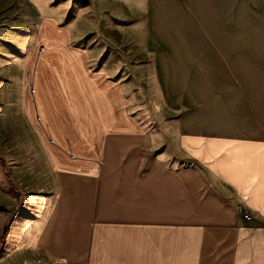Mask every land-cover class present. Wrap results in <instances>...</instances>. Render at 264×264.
Here are the masks:
<instances>
[{
    "label": "crops",
    "instance_id": "0c3cea01",
    "mask_svg": "<svg viewBox=\"0 0 264 264\" xmlns=\"http://www.w3.org/2000/svg\"><path fill=\"white\" fill-rule=\"evenodd\" d=\"M29 16L0 18V41L32 45L0 78L31 83L24 108L54 176L53 198L36 197L17 241L34 263L264 264V0H178L163 101L178 111L179 166L143 150L153 132L129 119L107 70L89 69L93 50L71 44L53 15Z\"/></svg>",
    "mask_w": 264,
    "mask_h": 264
},
{
    "label": "rangeland",
    "instance_id": "374dc122",
    "mask_svg": "<svg viewBox=\"0 0 264 264\" xmlns=\"http://www.w3.org/2000/svg\"><path fill=\"white\" fill-rule=\"evenodd\" d=\"M46 13L68 30L71 44L93 50L89 69L107 70V81L122 90L125 99L121 97V106L126 100L129 119L135 118V125L141 129L148 126L153 132V139L143 150L164 157L170 166H179L174 132L178 111L163 101L168 72L163 68V53L165 48L176 47L178 0H0V18L4 20L27 22L30 14ZM28 26L33 27L32 34L27 32L25 36L34 38L36 19ZM164 32L169 33L170 43ZM5 38L0 42H5L7 55L5 60L0 58V69L17 72L23 68L32 45L23 40L14 45V40ZM146 46L155 51V61ZM8 52L17 61L7 60ZM113 57L114 62L108 65L107 60ZM170 71L176 78V69ZM31 87L23 77L15 83L0 78V264H35L32 245L17 241L27 234L26 224L34 217L36 197L48 194L53 198L56 190L47 154L24 108V92H30ZM113 102L120 105V101ZM165 102L168 104V97ZM170 103L176 106V96L171 95ZM133 113L135 116H130Z\"/></svg>",
    "mask_w": 264,
    "mask_h": 264
},
{
    "label": "built area",
    "instance_id": "2783aa9c",
    "mask_svg": "<svg viewBox=\"0 0 264 264\" xmlns=\"http://www.w3.org/2000/svg\"><path fill=\"white\" fill-rule=\"evenodd\" d=\"M237 212L242 216L243 219L248 220L250 219V214L244 210V208L241 205L237 206Z\"/></svg>",
    "mask_w": 264,
    "mask_h": 264
}]
</instances>
